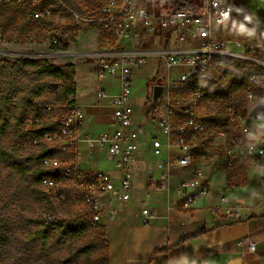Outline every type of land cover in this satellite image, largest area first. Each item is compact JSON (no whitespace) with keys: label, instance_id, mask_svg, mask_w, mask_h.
<instances>
[{"label":"built area","instance_id":"1","mask_svg":"<svg viewBox=\"0 0 264 264\" xmlns=\"http://www.w3.org/2000/svg\"><path fill=\"white\" fill-rule=\"evenodd\" d=\"M14 0H0V7ZM20 5L30 7L35 20L55 18L58 23L64 20L63 13L54 14L45 0H17ZM65 9L76 25L85 22L94 27L100 52L95 54V75L101 84L118 83V92L108 94L99 89V100H109L113 108L112 121L115 127L112 133L97 136L83 134L85 108L76 102L47 108L56 112L57 131L48 133L43 140L47 144H57L60 157L43 161L46 168L66 169L78 176V184H71L70 195H63V183L55 180H42V187L53 200L63 207H70L78 218L87 221L93 228L102 225V219L109 223L116 219L121 208L131 200L134 192V166L141 150L144 129L134 122V110L130 105L133 88V74L145 68L148 58L162 57L166 66L179 67L186 72L179 79L168 81L164 109L167 118L161 121L165 142L150 135L154 157L162 155L166 149V158L158 163L159 176L154 184L144 188L146 194L164 193L175 196L183 211H190L194 205L210 193V184L202 167L206 163V145L216 137L222 142L223 164L227 170L235 168L239 161L246 165L264 167V61L249 58L238 50L243 48L239 41L214 38V33L228 27L232 22L241 20L242 8L238 0H202L201 4H188L181 12H172L162 8L181 0H108L98 10L89 15L79 16L66 9L59 0H49ZM82 3L83 0H77ZM148 4L149 8L139 4ZM157 4L161 9L153 16L152 9ZM55 15V16H54ZM142 27L146 33L154 35L158 30L167 34H178L182 40L192 39L198 42L195 49L163 50L158 54L137 49L125 48L124 42L139 39L136 29ZM185 33L187 36H185ZM240 58L254 62L259 68L248 75L244 89V104L240 110L229 106L226 109L225 127L209 130L200 116V107L205 93L199 89L180 90L193 75L206 76L214 59ZM156 116L159 108H155ZM33 145L38 140L32 138ZM95 151L108 156L114 169L113 174L104 173L87 163L93 160ZM201 152V154L197 152ZM243 159V160H238ZM183 176L180 171L190 170ZM224 198L221 199V203ZM144 223L149 226L156 218L148 201L141 202ZM222 207L213 209L219 214ZM227 216L240 220L238 209L228 211ZM55 217H47L52 222ZM254 252L255 245L249 244Z\"/></svg>","mask_w":264,"mask_h":264},{"label":"rangeland","instance_id":"2","mask_svg":"<svg viewBox=\"0 0 264 264\" xmlns=\"http://www.w3.org/2000/svg\"><path fill=\"white\" fill-rule=\"evenodd\" d=\"M81 11L92 15L96 12L93 4L94 0H83L79 3L75 0ZM96 5H104L108 0H95ZM202 0H181L180 3L168 4L162 8L172 12L183 11L188 4H201ZM242 8V18L251 17L249 24L241 20L232 22L228 27L218 29L214 33V38L239 41L243 48L239 49V53H244L249 58H255L264 61L259 57H255V51H264V0H238ZM53 10L54 14L63 13L64 20L58 23L55 18H51L46 23H37L29 21L28 6L20 5V13L16 14V19L10 21V16L5 12L1 18L3 9H0V60H6L15 63L16 59L23 55H31L33 59L47 60L51 64L60 67L64 73V78L61 81H55L50 78L55 85L53 89L47 91L42 96V100L54 105L50 107L60 106L76 101L78 104L85 107L86 124H106L107 117L97 116L95 111L97 104L96 92L101 87L96 75L95 64L96 59L91 56L90 51L94 50L97 44V35L94 27L81 22L78 28H74L72 17L69 13L62 9L58 4L45 0ZM140 7L149 8L148 4L141 3ZM157 4H154L152 9L153 16H158L161 9ZM29 9H31L29 7ZM75 10V9H74ZM76 11V10H75ZM79 16H84V13L76 12ZM54 15V16H55ZM243 24L246 31L240 30V25ZM23 25V26H22ZM251 33V35H249ZM185 36L186 33H185ZM135 42H124L125 48L137 49L150 52V54H158L163 50L178 49L183 42H189L192 39L182 40L176 35L167 34L158 30L154 35L143 33ZM198 45V42L195 41ZM98 50V48H96ZM26 57V56H24ZM227 66H221L217 59H214L212 65L207 71L206 76L191 77V82L199 80L203 87L209 86L211 92L217 94V99L207 98L200 107V116L209 127V130L218 128L215 124L218 121H226V109L229 106L240 110L244 104V94L234 93L230 87V73L233 76L248 77L253 71H258L257 65L246 59L226 58ZM186 70L179 67L168 68L162 57L152 56L148 58L145 68L136 70L133 74V88L130 98V105L134 110V121L141 124L144 133L145 141L141 146V158L139 164L134 166L133 189L144 186L145 176L150 169L154 176H157V166L161 160L166 158V149L163 147L162 155L154 157L151 154L149 143L150 135H155L160 141L165 142V136L160 127L161 121L167 118L166 110L164 109L165 99L167 95L168 81H174L180 78ZM19 79V80H18ZM18 84L21 89L26 88L30 83L19 77ZM24 85V86H23ZM154 86H162L163 94L158 104L159 115H155V119L148 118L147 112L153 108L151 98ZM76 89V92H75ZM110 94V91L107 92ZM23 95H19L22 98ZM32 99V97H29ZM18 102V101H17ZM102 102V101H101ZM17 104V103H15ZM47 106V107H48ZM99 115V113L97 114ZM56 112L49 114L45 119H51L56 122ZM57 123V122H56ZM30 121L25 122L26 129L32 127ZM25 128V127H24ZM12 147L19 146L23 154H28L29 151L39 152V145H33L30 140L22 138L19 130L11 127L7 134L0 138V146ZM51 148H57V144H47ZM205 151L208 170H224L226 175H229V170L223 164V153L220 148H223L222 142L213 138ZM26 160L24 161L26 165ZM83 166L87 163L92 164L96 170L104 173L113 174L114 169L112 162L108 156L100 155L95 151L93 160L84 159ZM243 162H238L242 165ZM29 166V164H27ZM8 170L4 169L0 174V237L8 236L9 241L3 242L0 240V264H60L63 260V255L66 253L63 244H58L54 241L48 245L51 251V258L39 260L40 244L32 239L37 232V226L33 220L46 219L45 207L41 206L37 200L31 197L24 185L20 183V177L17 174H12L10 177ZM233 180L231 179V182ZM145 187V186H144ZM135 191V190H134ZM57 206V218L59 220H70L76 215L71 210H66L65 207L55 202ZM54 234V233H52ZM31 239H30V238ZM102 242L106 243L105 234L100 230H94L82 242H74L72 249L75 251L86 250L92 251L95 254V248L99 247L101 253L106 251ZM105 247V248H104ZM46 261V262H45Z\"/></svg>","mask_w":264,"mask_h":264},{"label":"crops","instance_id":"3","mask_svg":"<svg viewBox=\"0 0 264 264\" xmlns=\"http://www.w3.org/2000/svg\"><path fill=\"white\" fill-rule=\"evenodd\" d=\"M136 33L140 36L145 30L138 27ZM196 47V42L191 40L183 42L178 49ZM100 50L97 43L89 53L94 57ZM111 84H101L96 92L98 105L95 111L99 109V115L96 114L95 118L107 117L108 123L86 124L85 116L83 134L97 136L114 131L110 101L99 100L97 97L101 88L106 92L110 91V95L116 94L118 83L114 81ZM74 102L77 103L76 97ZM144 137L142 143L145 141ZM262 137L264 138V130ZM151 154L153 155L152 148ZM141 160L140 150L138 164ZM206 165L207 161L202 171L209 181L210 193L190 211L181 210L175 196L164 193L146 194V185L156 183L159 176L158 168L157 176L148 169L145 187L135 188L131 200L120 209L118 217L111 223L103 218L102 225L98 227L104 231L109 250L107 264H182L184 260L188 264H264V167L242 163L245 168L241 177L243 183L235 185L233 182L229 183L226 171H209L205 168ZM190 171L191 169L180 173L187 176ZM222 198L224 202L221 203ZM144 200L148 201V206L156 215L149 226L144 223L141 212L140 205ZM220 206L221 212L213 214V209ZM235 208L238 209L240 220L227 216V212L234 211ZM202 231L204 232L201 233ZM250 243L255 245L254 252L250 251Z\"/></svg>","mask_w":264,"mask_h":264},{"label":"trees","instance_id":"4","mask_svg":"<svg viewBox=\"0 0 264 264\" xmlns=\"http://www.w3.org/2000/svg\"><path fill=\"white\" fill-rule=\"evenodd\" d=\"M59 1L63 3L66 9L74 11L75 13L90 12L88 9L82 12L81 7L75 3V0ZM91 4H93L96 11L100 7V4L96 5L95 0L92 1ZM18 8H20V4L17 0L5 3L0 7L1 10L3 9L1 18L6 13L10 16V21L12 18L15 20L16 14L18 15L20 13ZM27 9L29 12V21L46 23L47 20H35L29 8ZM93 14L94 12L92 15ZM73 25L74 28H78L74 20ZM255 52V57L264 59V51L257 50ZM217 60L221 66H227L228 62L226 58ZM229 75L231 76L229 84L232 91L234 93L242 92L244 94L248 77L233 76L232 73ZM19 77L30 81L26 88L21 89L17 86ZM45 77L55 81H61L64 78V73L60 67L43 59H33L31 57L22 56L17 58L15 63L0 60V138L4 137L8 130L13 127L19 130L22 138L26 140L35 138L39 142V152L29 151L28 154H23L19 146H12L10 148L4 147L3 145L0 146V174L4 169L9 171L7 174L9 177L12 174H17L20 177V183L30 192L31 197L37 200L41 206L45 207L46 219L33 220L38 230L32 239H35V241L40 244V256L35 260L36 262L41 259L47 260L51 258L52 254L48 245L50 242L54 241L58 244H63L65 247L66 253H64L63 260L60 261V264H107L109 260L108 248H106L104 253H101L100 248L97 247L95 248L96 252L94 255L92 251L86 250V248L85 250L81 249L79 251L72 249L74 242H82L94 230H100L104 233L103 229L91 227L87 224V221H82L76 215L70 220H59L56 216L58 208L55 205V201L42 187V180H55V182H67L68 180L69 183H63V195H70L71 184H78L75 173H71L66 169L52 170L46 168L43 164L45 159L61 156L58 149L51 148L43 140L46 134L53 133L57 131L58 128L56 122L51 119H45L49 114L55 112L47 108L48 105L54 104L42 100L43 94L50 91L55 86L51 80H45ZM190 80L183 84L180 90H175L174 92L178 93L181 91L199 89L205 93L204 100L207 98L216 100L218 98L216 93L210 91L209 86L203 87V85H200L199 80H195L194 82ZM19 95H23L22 98H19ZM28 96L32 97V99H29ZM156 107L153 106V108L147 112L146 115L148 118L155 119L156 114L154 110ZM26 121H30L31 124H33L32 127L26 129ZM227 123V120L218 121L215 126L225 127ZM197 153L201 154L200 151ZM25 160L27 161L26 165L24 163ZM27 164H29V166H27ZM244 170L245 168L241 164L229 170V183H231V179L235 185L243 183L241 177L244 174ZM65 208L66 210L72 211L68 206ZM48 216L55 217V220L47 222ZM203 232L204 231L201 233ZM0 240H3L4 243H8L9 238L8 236H2ZM102 243L107 247V242Z\"/></svg>","mask_w":264,"mask_h":264},{"label":"water","instance_id":"5","mask_svg":"<svg viewBox=\"0 0 264 264\" xmlns=\"http://www.w3.org/2000/svg\"><path fill=\"white\" fill-rule=\"evenodd\" d=\"M242 21L245 22L246 24H249V21L246 17H243ZM22 56L30 57L31 55H23L22 54ZM163 91H164V88L162 86H154L153 87L151 102H152V105L154 107L158 106L160 98L163 94Z\"/></svg>","mask_w":264,"mask_h":264},{"label":"clouds","instance_id":"6","mask_svg":"<svg viewBox=\"0 0 264 264\" xmlns=\"http://www.w3.org/2000/svg\"><path fill=\"white\" fill-rule=\"evenodd\" d=\"M247 19L250 21V20H251V17H248ZM240 30H241L242 32H243V31H246V29H245V27H244L243 24L240 25ZM249 35H251V33H249ZM182 264H188V261H187V260H184V261L182 262Z\"/></svg>","mask_w":264,"mask_h":264},{"label":"bare ground","instance_id":"7","mask_svg":"<svg viewBox=\"0 0 264 264\" xmlns=\"http://www.w3.org/2000/svg\"><path fill=\"white\" fill-rule=\"evenodd\" d=\"M76 178H77V182H78V176H76Z\"/></svg>","mask_w":264,"mask_h":264}]
</instances>
